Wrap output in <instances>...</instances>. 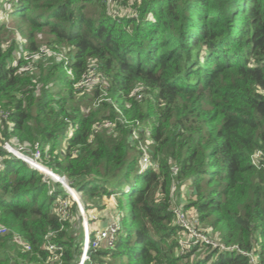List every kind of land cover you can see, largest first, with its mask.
I'll list each match as a JSON object with an SVG mask.
<instances>
[{
	"label": "trees",
	"instance_id": "1",
	"mask_svg": "<svg viewBox=\"0 0 264 264\" xmlns=\"http://www.w3.org/2000/svg\"><path fill=\"white\" fill-rule=\"evenodd\" d=\"M8 1L12 25L0 21V111L10 112L0 115V224L9 230L0 234V264H54L49 232L63 264H76L84 245L77 202L8 154L3 144L14 138L27 151L39 143L44 162L67 176L88 212L115 200L114 244L91 249L86 264H249L237 250L198 244L177 254L182 233L172 201L180 206L187 188L193 197L183 211L193 208L199 226L264 264V160L252 159L264 154V0ZM42 48L51 53L25 59L24 51ZM64 50L68 59L52 54ZM92 60L104 85L80 87ZM103 87L111 100L95 105ZM114 104L151 122L158 168L140 172L132 128ZM108 120L113 131L97 129ZM59 196L71 202L66 222L56 212Z\"/></svg>",
	"mask_w": 264,
	"mask_h": 264
},
{
	"label": "built area",
	"instance_id": "2",
	"mask_svg": "<svg viewBox=\"0 0 264 264\" xmlns=\"http://www.w3.org/2000/svg\"><path fill=\"white\" fill-rule=\"evenodd\" d=\"M1 3H3L2 0H0V5ZM7 5L8 8L11 7V2L8 1ZM6 15L8 16V13H6ZM0 17H1L0 21H2L3 12H1V10H0ZM50 53L51 51H49L47 48H42L41 50L36 52L24 51L23 55L27 60H31V59L35 60ZM65 53L66 50H64L63 52H57V51L52 52V54H54L57 57L66 56ZM25 66L26 68H28L29 64H26ZM101 84L104 85L103 77H101L98 73L96 60H92L88 68V71L83 74L82 80L78 82L77 85L80 87H84L87 85H91L90 87H93L92 85L94 86L99 85L101 87ZM102 92L103 93L100 95L99 99L95 102V105H98L102 100L110 99L109 97H106L107 90H105L104 87ZM134 93L136 95V98L141 99L144 96L143 86L137 88L134 91ZM114 105L119 113L118 119L122 123L126 125H130L132 128L131 133L129 135V140L131 144L136 146V148L140 152L141 155L140 172H142L149 166L158 168L159 167L158 162L153 161L151 159V154H150L151 147L153 144L151 129L148 127V125L145 122H141L138 119H130L126 117L123 111L119 108V106H117L116 104ZM9 113L10 112L6 110L0 111V115L5 119L8 118ZM115 126H116L115 121L108 120L100 123L97 126V129H101L105 127L111 132L113 131ZM3 147L8 152L9 155H13L14 157L22 159L25 162H27L31 167L41 171L45 177V180L48 181L49 183H50L49 180L58 182L61 186L64 187L66 191L69 192L71 198L74 200L73 195L71 194L72 192L70 188L71 187L70 183L66 184L60 179L61 177L66 175L65 174L60 175L59 173L56 174L53 171L49 170L47 164L44 162V159L42 158L41 146L39 143L35 144L33 150L28 148L29 151H27V146L24 144H20L18 139L14 138L13 141H5ZM252 159H253V163L259 166L261 164V159L264 160V154H262V151H257L253 155ZM43 163L46 166H44ZM175 170L177 171V168H175ZM174 192H175V185H173L172 187V193ZM172 202H173V211L175 214V221L181 227L180 232L182 233V237L180 239V246L177 250V254L182 256L187 250L191 249L192 246L198 244L201 249L204 248L205 246H210L212 248H216L220 250H237L238 252L248 256L249 264H259L256 253L246 250H241L237 245L225 244L219 237L218 233H216V235H212V231H210L209 228L199 226L196 211H194L195 214L188 216L189 213L187 211H183V209H181L176 204L177 203L176 198H174ZM81 203L78 201L77 205H78L79 213L83 219L85 234H84L83 251L80 258L77 260L76 264H86L90 260V255H89L90 250L96 249L98 246L101 245L103 241H107L109 245H113L117 236V231L120 228L119 217L112 219V221H110L111 219L110 220L107 219L104 226L100 228L94 227L96 233L94 235V238H92L91 233L93 229L92 230L89 229L88 222L92 221L95 223L96 221H99L101 219L102 212L99 211L88 212L84 208L83 204L81 205ZM70 206H71V202L68 198H61V196L57 198L56 212L61 221L66 222L69 219H71ZM62 228H64V225L62 226ZM8 230L9 229L5 225L0 224V234H5L8 232ZM55 235L56 234L54 232H49L45 235V239L47 243L46 246L51 253L47 261L49 263H54V264H63L64 250L63 247L57 243L55 239ZM15 240L21 246L22 249H25L27 251L31 250V245L27 241H25V239L21 235H17Z\"/></svg>",
	"mask_w": 264,
	"mask_h": 264
},
{
	"label": "rangeland",
	"instance_id": "3",
	"mask_svg": "<svg viewBox=\"0 0 264 264\" xmlns=\"http://www.w3.org/2000/svg\"><path fill=\"white\" fill-rule=\"evenodd\" d=\"M134 1V0H133ZM2 4H3V10H1V12H3V21H5V20H7V22H10V24H11V20H12V18H13V16L11 15V8H8V5H7V0H2ZM14 6H16V5H14ZM6 13H8V16L6 15ZM1 18V17H0ZM12 25V24H11ZM11 33V32H10ZM22 39L24 40V41H26V39L24 38V36L22 37ZM6 46H8L9 45V42H7V43H4ZM64 74V73H63ZM139 87H142L141 85H137L136 87H135V90L137 89V88H139ZM88 89H90V87H87ZM134 90V91H135ZM106 97H109V95H108V93H107V95H106ZM122 102V101H121ZM119 104H121V103H119ZM147 125H148V127L151 129V122H147L146 123ZM42 163V162H41ZM43 165L44 166H46L44 163H43ZM49 168V167H48ZM49 170L50 171H53L51 168H49ZM41 172V171H40ZM54 173H56L55 171H53ZM42 173V172H41ZM43 174V173H42ZM57 174V173H56ZM61 175V174H60ZM52 183H54L55 185V187H57V186H59L58 185V182H54V181H52V180H50ZM56 181V180H55ZM65 181H66V184L67 183H69V179L68 178H66L65 177ZM65 181L63 180V182L65 183ZM63 187V186H62ZM72 187V186H71ZM64 188V187H63ZM185 192H183V194H182V196L180 197V199H181V205L180 206H182L187 200H188V198H191V197H193L192 196V191L189 189V188H187V189H185L184 190ZM109 204H110V206H109V208H105L104 210H103V212L101 213V219L99 220V221H96L95 223L94 222H92V221H89L88 222V226H89V229L90 230H92V229H94V227H96V228H100V227H102V226H104L105 225V222H106V220L108 219V220H110V221H112V219H114V218H120V213L118 212L117 213V205H116V202H115V200L113 199V198H111L110 200H109ZM179 206V207H180ZM181 208V207H180ZM182 209V208H181ZM99 211V210H98ZM99 212H101V211H99ZM187 212L189 213L188 214V216H190V215H193V214H195L194 213V209L193 208H190V209H188L187 210ZM80 214V213H79ZM79 216V215H78ZM77 216V217H78ZM77 226H78V229H79V231L78 232H84V225H83V219H82V217L80 216V218L79 219H77ZM81 227V228H80ZM207 228H209L210 229V231H212V235H216V233H217V231L215 232V231H213V229L210 227V226H208L207 225ZM84 234H85V232H84Z\"/></svg>",
	"mask_w": 264,
	"mask_h": 264
},
{
	"label": "water",
	"instance_id": "4",
	"mask_svg": "<svg viewBox=\"0 0 264 264\" xmlns=\"http://www.w3.org/2000/svg\"><path fill=\"white\" fill-rule=\"evenodd\" d=\"M70 188H71V192H72L71 194L73 195L74 200L77 201V203H78V201L81 203L80 192H78L76 189H74L72 187H70ZM81 205H82V203H81Z\"/></svg>",
	"mask_w": 264,
	"mask_h": 264
},
{
	"label": "bare ground",
	"instance_id": "5",
	"mask_svg": "<svg viewBox=\"0 0 264 264\" xmlns=\"http://www.w3.org/2000/svg\"><path fill=\"white\" fill-rule=\"evenodd\" d=\"M65 177H66V176H63V177H61L60 179H61L62 181H63V180L65 181ZM66 178H67V177H66ZM65 183H66V181H65Z\"/></svg>",
	"mask_w": 264,
	"mask_h": 264
}]
</instances>
